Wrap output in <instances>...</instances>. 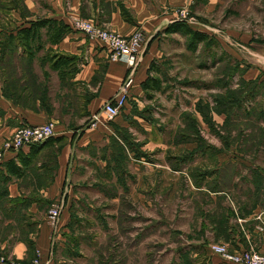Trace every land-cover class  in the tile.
I'll return each mask as SVG.
<instances>
[{
  "label": "rangeland",
  "instance_id": "374dc122",
  "mask_svg": "<svg viewBox=\"0 0 264 264\" xmlns=\"http://www.w3.org/2000/svg\"><path fill=\"white\" fill-rule=\"evenodd\" d=\"M142 1L157 13L154 20L159 27L149 50L158 61L163 86L150 96L137 95L136 99L130 94L134 80L130 75L119 118L131 124H119L109 137L74 152L68 187L80 196V201L72 200L73 197L69 200V230L74 232L70 246L62 247L58 223L52 232V255L57 264L64 263L60 257H74L82 247L92 253L87 257L89 264H107L114 259L132 261L134 255L125 253L124 248L139 246L140 239L147 247L148 264H170L169 249L188 245L182 231L189 222L199 224L194 221L205 212L207 207L203 204L209 197L207 192L196 190L192 200L191 190L181 178L173 191L160 189V175L156 170L145 172V166L157 167L166 159L175 169L191 168L199 183L204 182L201 177L216 170L206 183L227 189L236 202L246 204L247 210L255 202L264 203V0ZM13 7L22 15L29 12L22 0H0V54L5 59L7 77L30 63L18 60L17 55L25 52L22 43L9 39L19 28ZM123 7L125 13L130 11ZM174 21H183L206 32L208 37L196 48H190L189 34L165 32ZM137 31L142 39L145 37V46L151 32L145 28ZM61 52L58 47L45 45L37 52L45 58L37 63L44 66L48 58ZM74 58L79 61L78 55ZM67 67L68 76L78 68L75 62ZM97 80L98 76L93 82ZM12 87L9 81L8 90ZM90 91L85 85L83 124L76 126L73 118L74 128L99 125L100 118L96 117L100 109H86ZM129 102L132 105H126ZM145 121L151 126L144 127ZM140 133L153 140L166 139L163 143L168 153L161 156V149L151 148L141 162V141L135 139ZM198 135L202 139L194 140ZM131 150H136L137 157H129ZM61 196L66 202L67 194L63 191ZM141 198L148 202L144 205ZM41 208L44 210V206ZM235 208L240 209L238 205ZM186 209L192 212L186 217L189 221L179 216ZM25 216V207L21 206L20 221ZM24 225L27 224L21 222L22 234L27 230L35 232L36 225ZM136 254L138 260L137 250Z\"/></svg>",
  "mask_w": 264,
  "mask_h": 264
},
{
  "label": "crops",
  "instance_id": "0c3cea01",
  "mask_svg": "<svg viewBox=\"0 0 264 264\" xmlns=\"http://www.w3.org/2000/svg\"><path fill=\"white\" fill-rule=\"evenodd\" d=\"M22 3L29 11L27 15H22L16 7H13L12 11L19 27L30 24V21L38 17H51L63 21L70 28L58 42L46 43V46L58 47L63 52L48 58V63L44 66L37 63L41 58H45L44 55L19 53L18 60L26 59L30 63L26 67L20 66L18 73L15 72L12 77H7L3 66L5 59L0 54V264H11L10 261L16 259L28 261L38 252L42 255L53 252V225L47 213L51 206L60 201L63 202L64 207L57 222V227L61 228L59 239L62 247L70 246V238H73L74 232L69 230L72 219L68 209L69 200L73 197L72 200L80 201V196L74 194V191L72 192L68 187L70 160L78 147L82 148L109 137L115 129L117 131L116 126L119 124L127 126L131 124L128 120L120 119L119 115L110 120L105 113H101L98 126L74 128L75 123L76 126L83 124L84 86L87 85L91 90L86 108L89 111L101 110L106 101L114 99L130 75L134 79L130 94L136 99H138L137 95L142 97L144 94L147 96L154 94L163 86L161 80L160 88L145 87L149 76L160 75V72L151 69L153 61L154 63L158 61H155L154 53L149 50L155 31L159 27L158 21L154 20L157 13L150 9L145 1L22 0ZM123 5L130 11L125 13ZM75 17L95 18L103 25L128 36L140 28L151 32L137 66L132 69L125 59H110V49L100 39L90 37L72 26ZM76 55L79 56V61L74 58ZM63 57L70 60L62 67L65 72L61 75L55 62L59 60L57 58ZM73 62L78 68L68 73V76L67 66ZM96 76L98 80L93 82ZM9 81L13 85L11 91L7 88ZM126 105L130 106L132 102ZM78 116L79 120H77ZM73 118H76L77 122L73 123ZM50 120L55 122L56 129L52 137H60V140L48 143L43 141L40 146L27 145L19 150L4 151L2 154L5 139L19 125L41 124ZM142 124L146 128L148 125L151 126L147 121ZM157 138L153 140L142 136L141 133L136 135L135 139L141 141L138 156L141 162H144L141 159L148 157L151 148L161 149V156L168 153V149H164L166 144L163 143L166 139ZM193 144L192 148L196 146L195 142ZM135 152L136 150L128 152L129 157H137ZM156 166H145V172L156 170L160 175L158 183L160 189L167 188L173 191L177 187L178 179L181 178L186 188L191 190L192 200L196 190L207 192L209 197V201L203 204L207 207L203 216L196 217L194 221H198L199 224L194 225L189 222L188 227L182 231L188 238V245L182 247L176 245L169 249L172 254L170 264H241L228 261L223 255L213 251L210 247L212 242L225 243L231 250L249 246L252 242L257 249L264 251V231H258L254 221L251 220V214L263 207V202H255L251 206L252 209L247 210L246 204L236 202L227 189L211 186V183L207 184L206 182L215 176L214 169L209 175L201 177L204 182L199 183L193 174L195 172L189 167L175 169L168 164L167 159ZM236 185L238 187L239 183ZM63 191L67 194L66 202L61 196ZM140 201L144 205L148 202L147 199L142 198ZM237 205L240 207L239 210L235 208ZM21 206L25 207L27 216L20 221ZM191 214L192 212L186 209L179 216L186 218ZM238 216L246 218V222L240 224L237 221ZM21 222L27 224L24 225L25 227L36 225L35 232L27 230L22 234ZM124 249L125 253L134 255L132 261L121 262L114 259L107 264H148L147 247L142 245L141 239L139 246H128ZM136 250L138 260H136ZM75 254L74 257L72 255L60 257L59 260L64 262L62 264H89L87 257L92 253L86 248L76 250ZM3 256L5 261L1 260ZM155 264H158V261Z\"/></svg>",
  "mask_w": 264,
  "mask_h": 264
},
{
  "label": "built area",
  "instance_id": "2783aa9c",
  "mask_svg": "<svg viewBox=\"0 0 264 264\" xmlns=\"http://www.w3.org/2000/svg\"><path fill=\"white\" fill-rule=\"evenodd\" d=\"M72 26L84 32L90 37L100 39L103 44L110 49V59H125L129 62L133 69L137 66L140 54L144 47V40L140 31L134 32L132 35H123L116 30L108 28L96 20L85 17H75L72 21ZM142 39V41H141ZM131 77L128 76L121 86L118 94L114 99L106 101L101 112L97 114L96 119L100 118L101 113H105L110 119L120 114L121 104L123 101V92L127 88ZM55 122L50 120L41 124L22 123L14 132L5 139L3 143V151L19 150L24 146L32 145L33 143H41L49 137L55 135ZM63 202L60 201L50 207L48 210V218L53 225L55 233L56 224L63 212ZM251 220L254 221L258 231H264V206L254 211L251 214ZM237 221L242 224L246 222V218L237 217ZM244 229V227H242ZM246 230V229H244ZM210 247L213 251L220 253L228 261L241 264H264V251H261L250 242L249 246L240 249L231 250L225 243L212 242ZM53 253L42 255L40 252L31 260L16 259L10 261L11 264H57L53 258ZM5 261V257H1Z\"/></svg>",
  "mask_w": 264,
  "mask_h": 264
},
{
  "label": "trees",
  "instance_id": "16d2710c",
  "mask_svg": "<svg viewBox=\"0 0 264 264\" xmlns=\"http://www.w3.org/2000/svg\"><path fill=\"white\" fill-rule=\"evenodd\" d=\"M10 6H12V4ZM69 28L70 26L64 23L63 21H59L51 17L49 18L38 17L37 19L30 21V24L20 26L16 33L12 32V34L9 35V39L11 40L16 38L17 41L22 43V46H24V51L26 53L31 55H36L37 52L41 50L46 45L47 42H52V43L58 42L67 32V30H69ZM173 31H181L183 33L189 34L191 36L190 37L191 39L188 45L190 46V48L193 49L197 47L200 41H203L208 37V34L206 32L193 29L183 21L171 22L165 29V32H173ZM57 59L59 60L55 62V66L59 68L62 75L65 72L62 67L66 66L69 63L70 59L66 57L57 58ZM151 69L157 70L158 72L161 71L158 68L157 63L154 64V62L151 65ZM160 82L161 79L159 77L149 76V78L145 82V87L152 86L153 88L154 87L160 88ZM195 137L193 139L196 141L202 139V137H199V135L198 137L197 136ZM54 140H60V137L53 138L51 136L44 142L48 143L50 141L53 142ZM33 144L40 146V143H33ZM199 145H201V143Z\"/></svg>",
  "mask_w": 264,
  "mask_h": 264
},
{
  "label": "bare ground",
  "instance_id": "6f19581e",
  "mask_svg": "<svg viewBox=\"0 0 264 264\" xmlns=\"http://www.w3.org/2000/svg\"><path fill=\"white\" fill-rule=\"evenodd\" d=\"M145 38V37H144ZM144 38H143V40H144ZM132 67V66H131Z\"/></svg>",
  "mask_w": 264,
  "mask_h": 264
}]
</instances>
